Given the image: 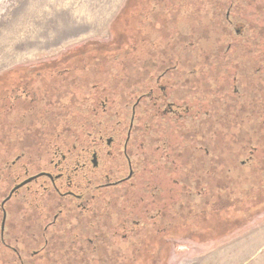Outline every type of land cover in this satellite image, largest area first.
I'll return each instance as SVG.
<instances>
[{
  "label": "flooded vegetation",
  "instance_id": "af4514ba",
  "mask_svg": "<svg viewBox=\"0 0 264 264\" xmlns=\"http://www.w3.org/2000/svg\"><path fill=\"white\" fill-rule=\"evenodd\" d=\"M221 1L140 0L129 41L0 71V264H149L180 234L182 212L211 210V188L181 153L210 158L196 145L212 118L249 107L264 123L261 28L246 2ZM252 131L239 165L260 153L264 176V136ZM162 174L179 188L167 201Z\"/></svg>",
  "mask_w": 264,
  "mask_h": 264
},
{
  "label": "rangeland",
  "instance_id": "374dc122",
  "mask_svg": "<svg viewBox=\"0 0 264 264\" xmlns=\"http://www.w3.org/2000/svg\"><path fill=\"white\" fill-rule=\"evenodd\" d=\"M138 3L140 0H0V71L30 68L36 62L53 60L67 50L91 54L96 48L100 50L102 45L108 49L112 42L129 41L131 17L137 13ZM258 10L263 12L260 19L256 16ZM219 13L223 11L211 12V15ZM243 16L251 29L252 26L261 28V36L264 37V0L246 2ZM156 19L159 23L165 20L161 17ZM183 26L186 29L190 24ZM119 47L117 43L109 48L116 50ZM261 50L264 55V48ZM229 73L234 74L235 70L230 69ZM223 123L233 126L238 120L234 116L227 119L215 117L198 127L201 132L198 143L201 145L196 146L212 151L208 160H200L195 155L193 158L189 151L182 152V163L188 164L187 169L197 166L196 171H201V184L209 186L213 192L218 190L220 193H215L222 196V191L227 193L233 189L243 190V186H259L260 181L253 179L262 175L256 171L260 153L249 169L240 167V161L245 160L247 154L228 147L226 136L220 135L226 128H222ZM257 126L263 133L264 123ZM168 138L170 145L184 146L181 140L175 142L174 136ZM233 155L236 156L233 158ZM216 163L227 165L230 171H211L209 177L203 178L202 172L207 169L200 167ZM159 176L167 201L170 195L179 192V188L172 183L173 178L164 174ZM158 179L156 175L148 177V181L153 183ZM171 189L175 191L171 192ZM242 209V214L237 216L209 212L206 214H209L208 218L204 216L207 221L203 226H182L180 234L169 238V249L161 255L159 253L149 264H264V198L244 202Z\"/></svg>",
  "mask_w": 264,
  "mask_h": 264
},
{
  "label": "trees",
  "instance_id": "16d2710c",
  "mask_svg": "<svg viewBox=\"0 0 264 264\" xmlns=\"http://www.w3.org/2000/svg\"><path fill=\"white\" fill-rule=\"evenodd\" d=\"M214 3V1H212ZM223 3H225V1H221ZM240 2V1H239ZM243 2H251V0H243ZM262 15H260L261 17L263 16V12L261 13ZM205 17V16H204ZM203 17V19H204ZM197 19H200L201 17L199 15H197L196 17ZM208 19V17H207ZM120 61H124V57L120 56V58L118 59V63ZM246 107L244 112H243V117L241 119H238V123L236 125H230L232 130L230 131V133L228 134L227 139L225 140L228 147L235 149L237 151H240L241 153H245L248 150V147L253 145L254 143V133L252 131V129L257 128L256 123L251 122V119L246 118V114L247 116H249L250 114H253V116H255V109ZM250 110V111H249ZM251 129V130H250ZM261 129H259V133L264 136V131L263 133L260 131ZM182 156V153H181ZM236 155H233V158ZM184 161V160H183ZM180 162H182V157L180 158ZM232 164V162H230ZM243 169H245V167H241ZM230 171V169H224V172L228 173V171ZM228 175V174H227ZM209 173H206V171L202 172V177L203 178H207L209 177ZM254 181H260V185L257 187H252V188H246V186H243L242 189L243 190H238L236 191V189L233 191H227V193L225 191H222L221 193L222 195L216 194L215 192H219L218 190H215V192L211 190V193L213 195V200H212V204H211V210H207L208 213L210 212L211 214H216V213H225L226 215H236L237 214H242L243 209H242V204L244 202H255L257 201L258 198L263 197L264 198V176L263 174L258 177L257 175L254 176ZM242 184V183H241ZM259 184V183H257ZM235 188V186H234ZM220 193V192H219ZM198 197V196H197ZM199 199V198H198ZM207 213H203L200 215L199 211H197L194 215V212L192 211H185L184 213H181V220L180 221V228H182V226H190L193 227L195 225V227L197 228V226H203V224L207 221L206 218H208V215L206 216V218H201L202 216L204 217ZM233 216V217H234ZM201 224V225H200Z\"/></svg>",
  "mask_w": 264,
  "mask_h": 264
}]
</instances>
